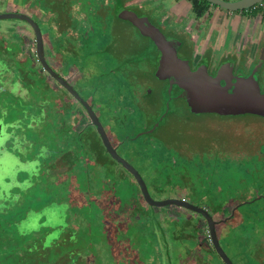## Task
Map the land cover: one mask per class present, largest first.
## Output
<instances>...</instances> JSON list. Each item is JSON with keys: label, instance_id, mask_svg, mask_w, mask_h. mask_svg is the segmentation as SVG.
<instances>
[{"label": "rangeland", "instance_id": "374dc122", "mask_svg": "<svg viewBox=\"0 0 264 264\" xmlns=\"http://www.w3.org/2000/svg\"><path fill=\"white\" fill-rule=\"evenodd\" d=\"M5 4V0H0L1 9L5 8ZM14 22L27 25L19 19H0V24L5 25L3 29ZM111 25L115 36L118 35L121 41L116 53L135 55L133 43L136 42L133 40H137L138 46L143 42L141 37L137 36L135 28L118 19ZM167 30L169 29H164L165 32ZM19 31L31 47L32 33L26 28H20ZM123 32L132 39L130 45L125 43L124 36L121 37ZM8 44L13 49V41ZM145 50L140 49L143 54ZM125 60L127 59H67L77 65L83 62L84 68L94 67L93 72L83 73L81 76L79 89L82 94L91 95L94 92V96L99 97L110 80L113 87H116L115 92L124 94V99H128L132 87L142 93H145L146 88H152L151 95L144 98V105L146 104L147 110L150 109L147 113V126H153L158 114L164 110L167 84L149 73L145 75L143 83L137 79L125 82L121 78L119 84L114 82V73L108 71L114 66H120ZM139 60L143 59H136ZM145 66L146 71H149L150 67ZM240 72L245 75L248 70L241 69ZM101 78L105 81L102 82ZM0 79L3 77L0 76ZM262 81L261 90L264 91ZM0 86H4L2 80ZM2 91L0 89V92ZM106 93L111 95L112 91L107 90ZM137 96L135 103L131 97L127 105H123L134 110L135 106L132 104L139 106L143 102V99ZM22 98L18 97L14 101L11 97L0 98L3 103L0 107V264H48L57 259L58 264H87L82 259L86 256L87 260L92 258L91 264H190V249L195 244L192 237L194 219L186 225V232H190V236H180L184 218L173 222L163 213L158 219V213L151 206L145 203L139 206V201L143 200L139 198L138 184L130 175L122 174L119 178L118 175L110 173L107 180L98 178L97 173L95 174L97 169H92L96 168V165L93 166L92 162L87 164L88 171L82 168L76 171H71L70 168L60 170L58 166L64 165L59 159L62 148H59L52 136L56 133L63 135L61 123L55 120L62 118L48 112L46 124H42L38 130L43 134V137L39 138L38 132L35 133L32 128L23 129L33 117L38 116V112L31 109ZM102 102L104 105H101V109H104V112L117 110L114 105L109 106ZM168 108L172 120H179L180 124L164 118L152 132L147 129V133L140 136L143 137L141 140L144 147L160 148L161 153L177 150L176 154L179 156L181 153L190 156H186L190 165L192 163L190 169L186 166L182 169L184 174L189 176L190 197L197 198L199 194H205L208 201L214 202L212 193H215L219 200L230 196L238 198L251 195L252 191L256 193V197L264 195V144L252 141L251 136L257 124L259 129L263 123L255 121L256 123H251L250 128L241 124L240 121L244 118L228 120L216 114H192L184 100L178 97L169 101ZM124 110L118 109L117 115L121 122L124 124L130 119L129 123L137 126L136 129L140 127V119L136 120V114L132 111L133 114L128 117ZM83 118L84 121L87 120L84 114ZM181 123L186 125L184 129L179 128ZM114 126L116 131L120 129L118 124L115 123ZM129 142L136 150L139 149V140ZM120 151L122 152L121 148ZM125 155L142 172L152 197H166L167 193L158 194L149 185L150 181L155 182L154 172H151L153 160L140 157L137 159V156L127 153ZM174 156L172 155L173 158ZM54 158H57L55 166L51 163ZM48 164L50 168L53 166V171L49 172ZM57 170L58 172H55ZM194 173L206 176L207 189L204 183L198 182ZM172 181L170 179L171 184ZM211 186L214 192L208 190ZM174 188L177 190L180 187ZM247 190L249 191L246 192ZM182 193L184 190L180 191L179 195ZM135 205L138 206L136 213ZM172 209V214H176L178 210L185 212L175 206H172ZM158 210L162 211V208ZM239 210L243 220L238 222L242 224L239 223L238 230H230L227 235L221 237L220 243L236 264H264V249L256 248L258 240L261 237L264 239V198L242 204ZM230 223L236 225L235 221ZM198 225L201 240L205 243V223L200 220ZM218 229L221 231L220 225ZM177 244L184 245L185 248L177 252ZM202 254L217 264L215 258H209L206 253ZM64 259L67 261L61 262Z\"/></svg>", "mask_w": 264, "mask_h": 264}, {"label": "flooded vegetation", "instance_id": "af4514ba", "mask_svg": "<svg viewBox=\"0 0 264 264\" xmlns=\"http://www.w3.org/2000/svg\"><path fill=\"white\" fill-rule=\"evenodd\" d=\"M114 3L116 6L115 8H112V6H110L111 3H108L107 0H7L5 6L9 5V9L0 10V13H20L29 18L26 19L22 17H10L13 19L25 21L27 25L19 22H14L8 28L3 29L2 27H4L5 25L0 24V62L2 64L0 65V76L3 77V79L0 80H2L4 83V86H0V89L3 90L2 92H0V96L2 94L0 98L11 97L12 101H14L18 97L21 98L22 96L23 101H26L31 109H34L38 112V116L33 117V119H31L30 122L27 123L26 127L23 126V129H28V127L32 128L34 132H38L39 138H42L43 134H40L38 130L41 128L42 124H46L49 116L48 112L52 113L54 111H57L58 113H60L62 118L60 121L61 129L63 130L64 135H62L61 142L59 143V148H62L61 153H59V159L62 163H64V165L60 164L58 166V168L60 167V170H63V168H70L71 171H76L80 168H83L82 164L92 162L93 166L96 165V168H92L93 171L94 169H97L95 170V174H128L133 177V179L138 184L133 173L116 159H114V157L105 148L100 134L96 131V126L90 122V117L87 109L85 108L83 103L67 89L66 84L71 86L78 95H80L88 104H90L91 109L94 111L99 121L101 122L111 146L115 148V151L138 171V173L143 178L147 189L149 187L147 181L142 175V172L138 170L135 163L130 161V159L125 154L127 153L131 156L135 155L137 156V159H139L141 154L140 146H143L144 143L141 140V138L143 137H141L140 134H146L147 129H150L149 131L152 132L162 121V119H169L170 122H180L179 120H176L174 118L172 120V116L168 110L169 101L173 98H182L188 110L192 114H216L228 120L244 118L243 121H240L242 122L241 124L250 128H252L251 123H256L255 121L263 123V126H261L259 129V125L257 124V128L253 130L255 133H253L252 131L251 136L252 141L254 140L257 143L260 142L264 144V114L247 111H192L191 106L187 101V91L185 89L184 83L174 75H170L165 78H161L157 75L156 71L162 57L161 50L159 49L155 41L149 35L144 34L140 30V28L130 19V15L134 14L135 19H147V24L152 25L164 35L166 40L169 41L171 46L175 49L177 57L185 60L192 71L197 70L201 66H204L209 76L215 77L219 74L220 85L227 86V91L229 93L232 92L237 77L240 79L248 77L255 78L258 82L260 92L264 93V91L261 90L262 87L260 83L262 80L264 81V76L263 78L261 77V71L263 68L262 63L254 62L252 66L249 65L248 67H243L242 65H238V62L235 61V59L233 60L234 62H232L230 59H206L205 57L200 55L201 53H199L194 48L192 43L193 41L190 37L191 31L185 28V26L181 27V30L178 28V32L172 31L171 28H168L169 30L165 32L163 17L154 16L150 14V11L145 10L144 8L139 10L137 8L126 5V1L115 0ZM119 3H121V5H118ZM116 19L125 21L132 25L136 30L135 32L137 36L141 37V39L143 40V42L140 43V46L136 44L137 40H133V42H136L133 43L136 50V52H133L135 53V55H121V52L116 53V48H118V44L121 42L119 41V36H115V33L113 32L114 30L112 29L111 25V23ZM29 20H32L34 24H32ZM143 23L144 25H146V22ZM176 27H178V25H175V28ZM20 28H26L32 33L33 39L31 47L28 42H26V38L24 37L23 33L19 31ZM35 28H37L38 33L40 34V40L42 44V58L55 72V75L50 72V70H47L46 67H44V65L39 61L40 56L37 52V31ZM123 36L126 41L125 43L127 45H130L132 39L124 32L121 37ZM7 41H13V49L9 47ZM90 43L92 45H88ZM90 47H92L91 50H89ZM141 48H143V50L147 49L144 51L145 54L140 51ZM67 59H127L123 61V64H121L120 66L112 67L108 71V73H114L118 75L127 74L128 76H130V80L137 79L140 82L145 80V75L149 73L157 78V80L167 83L164 95V110H162L158 114L157 119L154 121L155 123L153 122L155 126H147V123L149 122L147 113L150 109L147 110L146 104L144 105V98L151 95L152 88H146L144 91L145 93H142V91H140L139 89L135 90L134 87H132V90L129 92L128 99H131L132 97L134 103L135 96L137 95V97H141V100L143 99L141 105L138 104L139 106H137L136 104H132V106H135L134 110L129 108V106L126 107L128 103L127 99L126 105L122 104L121 106L120 103L112 104L117 109L116 111H113L111 113L104 112V109H101V105L104 104L99 99V97L94 96L96 95L94 92H92L91 95L82 94V92L80 91L81 89H79V86L81 87L80 84L82 82V74L93 72L94 67L88 66L84 68L83 62L77 65L76 63L67 61ZM136 59L143 60L136 61ZM145 65H148L150 67L149 71H146ZM241 69L248 70V73L245 75L242 74L240 72ZM126 71H128L129 73H127ZM111 86L112 85H109L110 88ZM13 90H18V92L15 93L13 92ZM119 95L121 99L124 100V94ZM129 102L131 103V100ZM2 104L3 103L0 102V107H2ZM108 105L110 106V104ZM122 108L125 109L124 112L126 113V116L132 114L133 111L136 114V120L140 119L139 122L141 128L135 133V135L120 137V129L116 131L113 128L115 127V123L118 124L119 122H121V120L118 118L119 116L117 115V113L118 109H121L123 111ZM83 114L87 118L86 121H84ZM251 115H253L254 117H251ZM185 127L186 125L182 123L179 126V128L181 129H184ZM254 135L256 139H254ZM148 138L150 139V137ZM138 140L139 149L136 150V148H134L129 141H132L134 143L135 141L138 142ZM91 142L94 143V146L91 145ZM84 143L88 144L86 147V152H83L84 147L82 146ZM42 145L43 142H41V146ZM120 148L124 154L120 151ZM176 152L178 153L177 150L175 152L172 151L171 154L175 156L174 158L171 157L170 165L164 168L165 170H168V176L164 183L163 181L157 182L155 178V182L150 181L149 185L158 194L167 193L166 197L157 198V200L177 199L182 202L192 204L202 210H205L208 216L211 217L213 221L214 231L211 230L208 225L207 215L194 208L179 205L176 203L150 205L144 199L138 184V188L140 191L139 196L141 200L144 201H139V206H141V204L143 203H145L147 206H151L156 210V213H158V219H160V216L162 217V215H164L163 213H166V215L169 216V218L172 219L173 222H176L178 218L180 219L181 217H183L185 222L184 226L180 229V236H190V232H186V225L187 223L189 225L191 219H194L192 227L194 235H192V237L195 240V244L190 249V264H216L212 260L207 259V257H205L202 253H206L209 258L210 256L213 259L215 258L214 260L217 261V264H228L215 244H218L219 248L230 259L232 264H236L224 250V247L220 243V239L221 237L227 235L230 230H238L239 223L242 224L241 222H238L240 220H243L242 213H240L239 210L240 206L242 204L253 202L254 200H257L259 198H264V195L256 197V193L252 191L251 195H244L238 198L230 196L219 200L217 199V195L215 193H212L211 197L214 202L208 201L205 194H199V197L197 198L190 197V187L188 186L189 176L187 173L184 174V171L182 170L185 169V166L189 167L188 169H190L192 163L190 165V161L186 159V156H190L186 153H181V155L179 156V154H176ZM181 152H183V150H181ZM82 153H86L88 155H84ZM64 156L65 158L68 157V159H65ZM86 156L89 157L85 158ZM102 157H104L109 162L108 167H101L100 162L102 161ZM56 159L57 158L51 160L53 166L56 165ZM49 164L47 169L49 170V172H51V170L53 171V166L50 168ZM151 167H153L151 172H154L153 174L155 175L156 171L154 164ZM149 168L150 167H148V169ZM86 171H88V168H86ZM93 171L91 172L94 173ZM55 172H58V170ZM193 175L197 177L198 182L204 183L206 187L205 175L199 174L198 176L196 173H194ZM170 179L173 180L172 184L170 183ZM177 186L180 188L175 190L174 187ZM183 190L184 193L179 195V192ZM208 190H210V192H214L212 186ZM248 191L249 190H247L246 192ZM148 192L152 197L149 189ZM172 206L181 208L182 210H185V212H181L178 210L177 212H175L176 214H172V211H170L173 210ZM137 207V205L134 206L135 213ZM161 208L162 211H159L158 209ZM200 220L205 223V238L206 242L208 243H204L201 240L199 230L200 226L198 225V222ZM232 221H235L236 225L233 226L230 223ZM219 225L221 227V231H219L218 229ZM176 226L179 225L176 224ZM262 234H264V230ZM214 240L216 243H214ZM183 248H185L184 245L177 244L176 250L177 252H179L182 251ZM256 248L264 249V239H262V237L258 240Z\"/></svg>", "mask_w": 264, "mask_h": 264}, {"label": "water", "instance_id": "95a60500", "mask_svg": "<svg viewBox=\"0 0 264 264\" xmlns=\"http://www.w3.org/2000/svg\"><path fill=\"white\" fill-rule=\"evenodd\" d=\"M7 1V0H5ZM212 4H216L222 8L228 10H237L245 9L252 7L255 4L259 3L262 0H208ZM2 5V4H1ZM10 17H22L27 18L23 14L13 13V12H1V18H10ZM135 15L131 14L130 19L140 28V30L149 35L157 44L161 50L162 57L157 68V75L161 78H165L170 75L178 77L185 86L187 91V101L191 106L192 111H218V112H254L258 114H264V93L260 92L258 82L253 77L248 78H236L234 83V88L231 93L227 91V86L220 85L219 74L215 77L209 76L206 72L204 66L199 67L197 70H191L189 65L185 60H182L177 57L175 49L171 46L169 41L166 40L164 35L154 28L152 25L147 24V19H135ZM32 24L33 21L29 20ZM143 22H146L144 25ZM35 26V25H34ZM37 52L40 56L39 61L46 67L47 70H50L55 75V72L48 66L45 60L42 58V44L40 40V34L38 33L37 28ZM58 77V76H57ZM59 78V77H58ZM60 79V78H59ZM64 82V81H63ZM66 82V81H65ZM227 83V80H226ZM67 89L78 98L89 113L90 122L96 126L97 133L100 134L102 142L105 148L109 153L128 168L134 175L137 180L141 193L144 199L150 205H163L165 203H176L179 205L187 206L194 208L208 217V225L211 230L214 231L213 221L211 217L208 216L205 210H202L192 204L182 202L177 199H166V200H157L150 196L147 186L138 173V171L128 163L122 156H120L110 144V141L102 127L101 122L98 117L91 109L90 104H88L80 95H78L71 86L66 84ZM214 243L215 240H214ZM223 258L228 264H232L230 259L223 253L219 248L218 244H215Z\"/></svg>", "mask_w": 264, "mask_h": 264}, {"label": "crops", "instance_id": "0c3cea01", "mask_svg": "<svg viewBox=\"0 0 264 264\" xmlns=\"http://www.w3.org/2000/svg\"><path fill=\"white\" fill-rule=\"evenodd\" d=\"M115 8V0H107ZM126 5L163 17L165 29L191 31L194 48L206 59H230L248 67L262 63L264 76V11L252 7L228 10L210 2L201 16L191 9V0H122ZM264 1V0H262ZM9 9L6 5L4 10ZM0 10H2L0 8ZM175 25L178 27L175 28Z\"/></svg>", "mask_w": 264, "mask_h": 264}, {"label": "trees", "instance_id": "16d2710c", "mask_svg": "<svg viewBox=\"0 0 264 264\" xmlns=\"http://www.w3.org/2000/svg\"><path fill=\"white\" fill-rule=\"evenodd\" d=\"M209 4H210V2L208 0H191L192 11L198 16L202 15L207 10ZM118 5H121V3H119ZM88 45H92V44L90 43ZM91 48L92 47H90L89 50H91ZM114 75H115L114 82L116 81L118 84H119V81H120L119 78L123 79L125 82H132V80H130V78H128L130 76H128L127 74H125V75L114 74ZM112 77H114V76H112ZM101 81L104 82L105 79L101 78ZM109 85H112L111 86L112 89L109 87ZM113 86L114 85H113L112 81L111 80L108 81L106 83V87H104V90L101 91V94H100L101 96H99V99L101 101L106 102L107 104H110V105L115 104V103L116 104H118V103L126 104L127 99L126 98L124 100L121 99V97L119 95L121 93L115 92L116 87H113ZM107 90L112 91V94L111 95H107V93H106ZM102 92H103V94H102ZM54 114H56L57 116L59 115L61 117L60 113H58L57 111L56 112L54 111V112L50 113V115H54ZM55 120H57V122H59V123L61 121L59 119H55ZM129 120L130 119H127L126 123H124V124L122 122L118 123V128H120V134H119L120 137H126L127 135H129V136L130 135H135V133L141 128V127H138L139 129L138 128L136 129L137 126H135L132 122L129 123ZM58 127H60V125ZM52 137L54 138V140L57 142V144L59 146V143H60L59 140H61L62 136H60L59 134L56 133ZM87 145H88L87 143L83 144V146H82V147H84L83 152H86ZM91 145L94 146V143L91 142ZM138 156H139V154H138ZM140 157L144 158V159L153 160V164H154L155 171H156L154 177L156 178L157 181H163V183H164V181L166 180V178L168 176V170L167 169L165 170L164 168L167 167L168 165H170V163H171V157H172L171 152L170 151H165V152L161 153L160 148L152 149V148H149L147 146L144 147V145H143L142 148H141ZM84 164H82V167H83L82 169L86 170V168H88V166H87L88 163L85 164V165ZM100 165H101V167L102 166L103 167H105V166L108 167L109 162L104 157H102V161L100 162ZM84 166H87V167H84ZM89 168H91V167H89ZM97 177L107 180V178H109V175L97 174ZM118 177L121 178L122 175H118ZM139 198H140V196H139ZM67 259H64V261H61V262L64 263V262L67 261ZM82 259H83V262L86 261L85 263H87V264H91L92 263V260H91L92 258L87 260V256H86L85 259L84 258H82ZM57 261H59V260L58 259L54 260V261H52L51 263H48V264H58Z\"/></svg>", "mask_w": 264, "mask_h": 264}, {"label": "built area", "instance_id": "2783aa9c", "mask_svg": "<svg viewBox=\"0 0 264 264\" xmlns=\"http://www.w3.org/2000/svg\"><path fill=\"white\" fill-rule=\"evenodd\" d=\"M258 5L260 6L261 10L264 11V1H260Z\"/></svg>", "mask_w": 264, "mask_h": 264}]
</instances>
